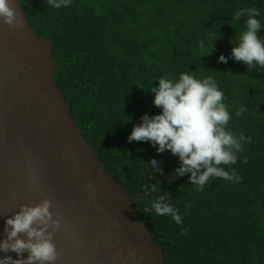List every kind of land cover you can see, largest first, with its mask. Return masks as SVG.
Masks as SVG:
<instances>
[{"label":"trees","instance_id":"16d2710c","mask_svg":"<svg viewBox=\"0 0 264 264\" xmlns=\"http://www.w3.org/2000/svg\"><path fill=\"white\" fill-rule=\"evenodd\" d=\"M19 3L36 34L51 41L54 81L74 122L128 197H139L133 206L164 264H264V69L218 62L244 30L246 18L235 23L233 14L256 7L264 23V0H72L60 9L46 0ZM184 72L215 79L233 116L227 129L250 137L237 163L222 165L236 169L238 183L211 178L199 191L187 175L171 178L179 161L169 151L127 140L141 116L160 111L148 90L155 79ZM241 106L247 110L236 117ZM150 159L160 161L162 175ZM161 195L179 209L180 226L153 210Z\"/></svg>","mask_w":264,"mask_h":264},{"label":"water","instance_id":"95a60500","mask_svg":"<svg viewBox=\"0 0 264 264\" xmlns=\"http://www.w3.org/2000/svg\"><path fill=\"white\" fill-rule=\"evenodd\" d=\"M11 6L21 26L0 21V239L19 205L48 199L61 220L55 264H164L133 206L139 197H128L74 122L54 81L51 41L20 3Z\"/></svg>","mask_w":264,"mask_h":264},{"label":"clouds","instance_id":"9594fccd","mask_svg":"<svg viewBox=\"0 0 264 264\" xmlns=\"http://www.w3.org/2000/svg\"><path fill=\"white\" fill-rule=\"evenodd\" d=\"M16 2L19 4V0ZM46 3L60 9L69 7L72 0H46ZM260 16L261 11L256 7L242 8L233 14L235 23L246 18L244 30L236 46H232L229 57L221 54L218 62L227 63L228 59H233L243 62L248 70L264 69V37L257 35L264 29ZM0 21L9 27L21 26L11 0H0ZM200 46H205L203 41ZM212 51L211 46L207 55ZM155 81H158L157 86L151 85L148 90L154 94L152 103L160 111L151 117L141 116L140 123L134 125L128 135V142H148L158 154L169 151L179 161V166L169 173L171 178L187 175L191 185L199 191L204 190L211 178L240 182L242 177L235 168L222 165H235L238 153L243 151L242 142L250 141V137L243 133L237 136L227 129L233 116L216 80L212 77L198 80L184 72L178 78L161 77ZM246 110L241 106L235 116L240 117ZM148 165L154 172L163 174L160 161L150 159ZM169 200L170 196L161 195L152 202V208L158 216H170L180 226L183 216ZM187 207L191 205L186 204ZM60 224L59 213L51 210L48 199L33 206L19 205L18 211L5 217V235L0 239V252H14L17 258L4 255L0 257V264H55L58 252L53 236ZM25 252L27 256L22 257Z\"/></svg>","mask_w":264,"mask_h":264}]
</instances>
